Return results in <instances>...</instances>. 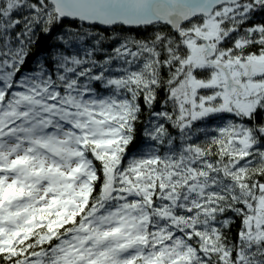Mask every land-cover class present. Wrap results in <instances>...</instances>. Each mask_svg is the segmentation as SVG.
<instances>
[{"label": "snow or ice", "instance_id": "obj_1", "mask_svg": "<svg viewBox=\"0 0 264 264\" xmlns=\"http://www.w3.org/2000/svg\"><path fill=\"white\" fill-rule=\"evenodd\" d=\"M0 264H264V0H0Z\"/></svg>", "mask_w": 264, "mask_h": 264}]
</instances>
